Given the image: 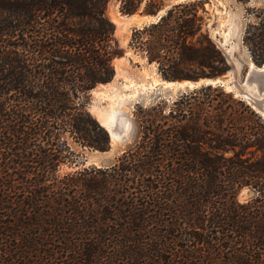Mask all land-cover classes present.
Listing matches in <instances>:
<instances>
[{
  "label": "trees",
  "instance_id": "1",
  "mask_svg": "<svg viewBox=\"0 0 264 264\" xmlns=\"http://www.w3.org/2000/svg\"><path fill=\"white\" fill-rule=\"evenodd\" d=\"M109 1L0 0V264H264V117L232 91L137 106L134 139L109 164L72 146L110 148L88 110L122 53ZM204 11L176 3L128 47L166 81L224 75ZM247 13L242 43L263 66L264 6Z\"/></svg>",
  "mask_w": 264,
  "mask_h": 264
},
{
  "label": "rangeland",
  "instance_id": "2",
  "mask_svg": "<svg viewBox=\"0 0 264 264\" xmlns=\"http://www.w3.org/2000/svg\"><path fill=\"white\" fill-rule=\"evenodd\" d=\"M183 1L189 0H156L153 8L154 13L150 14L145 12V10L151 9L150 5L146 4L147 0H134L131 6L134 10L132 14L120 12L119 0L109 1L107 15L115 23V38L122 49V53L113 60L115 68L114 78L108 83L97 84L88 93V110L105 128L104 124L108 123L112 117H114L112 123L117 126L121 116H125L130 121V128L116 140H111L110 131L106 128L110 137V148L105 152L80 147L73 143L70 138L72 146L77 153L81 154V159L85 165L95 164L100 166L99 164L102 161L109 164L133 141L135 136L133 118L137 106L146 107L160 100L170 103L169 101L183 93L204 86L203 83L209 79H223L224 89L235 94L233 90L227 88L231 84L230 72L216 78L199 76L196 80L201 83V86L195 85L193 88H189L186 85L182 87L179 85L166 86L164 83L166 80L162 78L158 71L157 64H149L142 54L128 47V41L134 28L156 20L158 13L163 12L162 14H164L170 6ZM197 1L203 2L205 10L202 12L205 19L204 30L209 32L211 39L223 51L227 59L235 64L237 68L236 78L241 79L250 68L251 62L247 49L242 43L243 27L248 21L247 9L264 6V2L261 0H251L249 2L244 0ZM184 72L191 76H196L200 73V69L197 66H192L191 68H186ZM186 80L194 81V79H181L173 82L181 83ZM235 95L242 98L237 94ZM75 168L77 169V167L63 164L60 171L69 172ZM248 195V191L243 189L239 193L238 198L239 200H244Z\"/></svg>",
  "mask_w": 264,
  "mask_h": 264
},
{
  "label": "water",
  "instance_id": "3",
  "mask_svg": "<svg viewBox=\"0 0 264 264\" xmlns=\"http://www.w3.org/2000/svg\"><path fill=\"white\" fill-rule=\"evenodd\" d=\"M161 16L162 14L158 13L156 15L157 20ZM228 61L230 65L228 72H231L233 76V78L230 80L231 84L233 85V91L235 92V94L241 96L244 100H246L252 106V108L256 110V112L264 117V65L256 66L255 64H253V66L248 69L246 74L241 79H237L234 65L232 62H230V60ZM186 81L191 82L189 80ZM192 83L196 85L199 83V81L194 80L192 81ZM203 84H218L220 86H224V81L221 78L209 79L206 80ZM251 88H254L255 91H248V89ZM99 165H106V163L102 161Z\"/></svg>",
  "mask_w": 264,
  "mask_h": 264
},
{
  "label": "bare ground",
  "instance_id": "4",
  "mask_svg": "<svg viewBox=\"0 0 264 264\" xmlns=\"http://www.w3.org/2000/svg\"><path fill=\"white\" fill-rule=\"evenodd\" d=\"M162 13L163 12H161V14ZM155 19H157V18H155ZM114 20L117 22L116 19H114ZM233 65H234V68H235V71H236L237 68H236V66H235L234 63H233ZM252 66H253V63L250 62L249 67L251 68ZM230 74H231V79H232L233 78L232 73L230 72ZM164 83H165L166 86H169V85H179V86L182 87L183 85H186V86H189V88L195 87V85L192 82H187V81H183L181 83H176V82H171V81H164ZM200 84L201 83L199 82L198 84H196V86L197 85H200ZM232 87H233L232 84H230L229 86H227V88L230 89V90H233ZM248 91L253 92V91H255V89L254 88H251V89H248ZM119 118H121V119L119 120V123H118L117 126H116V124L114 125L112 123L114 117H112V119L108 123L106 122V124H104V126H106V128H108L109 131H110L111 140H116L118 137L121 136L122 133H126L129 130V128H130V121L127 118H125V116H121Z\"/></svg>",
  "mask_w": 264,
  "mask_h": 264
}]
</instances>
